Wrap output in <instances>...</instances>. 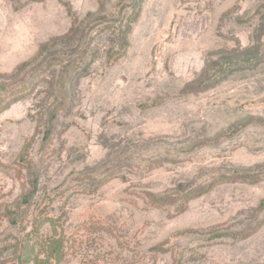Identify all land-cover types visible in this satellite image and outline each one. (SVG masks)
<instances>
[{
	"label": "rangeland",
	"instance_id": "rangeland-1",
	"mask_svg": "<svg viewBox=\"0 0 264 264\" xmlns=\"http://www.w3.org/2000/svg\"><path fill=\"white\" fill-rule=\"evenodd\" d=\"M0 85V247L264 264V0H0Z\"/></svg>",
	"mask_w": 264,
	"mask_h": 264
},
{
	"label": "trees",
	"instance_id": "trees-1",
	"mask_svg": "<svg viewBox=\"0 0 264 264\" xmlns=\"http://www.w3.org/2000/svg\"><path fill=\"white\" fill-rule=\"evenodd\" d=\"M126 38L127 33H124L122 46L127 44ZM71 39L72 37L68 38V41ZM61 41L67 42V39H61ZM55 62L57 61L53 60V63ZM51 63H49L43 71L50 70L53 66V63ZM28 66L29 63L23 64L20 68H18V72H22ZM26 88L27 87H23L24 90H26ZM0 89H2L1 85ZM37 183L38 179L34 178L31 183L32 190L22 197V200L15 208H5L3 211H0L2 216L6 218L12 226L15 227L24 221V212L21 210L23 207L28 208L31 206L37 193ZM41 220L42 219L39 218L34 220V227L31 231L24 234L22 239L16 240L15 243L0 247V259L3 257L2 255H4L3 252L7 250L12 252L11 255H13L15 261L13 264H60L67 253L65 237L56 231L48 236L41 235ZM51 222L55 225L54 219Z\"/></svg>",
	"mask_w": 264,
	"mask_h": 264
}]
</instances>
